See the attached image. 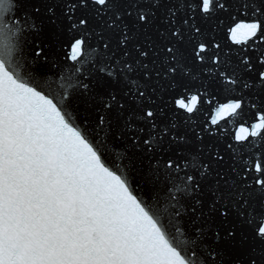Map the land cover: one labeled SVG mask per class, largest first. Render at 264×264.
Masks as SVG:
<instances>
[{
    "label": "snow or ice",
    "instance_id": "snow-or-ice-1",
    "mask_svg": "<svg viewBox=\"0 0 264 264\" xmlns=\"http://www.w3.org/2000/svg\"><path fill=\"white\" fill-rule=\"evenodd\" d=\"M0 264H264V0H0Z\"/></svg>",
    "mask_w": 264,
    "mask_h": 264
},
{
    "label": "water",
    "instance_id": "water-1",
    "mask_svg": "<svg viewBox=\"0 0 264 264\" xmlns=\"http://www.w3.org/2000/svg\"><path fill=\"white\" fill-rule=\"evenodd\" d=\"M210 119V116L208 117ZM234 130V129H233Z\"/></svg>",
    "mask_w": 264,
    "mask_h": 264
}]
</instances>
